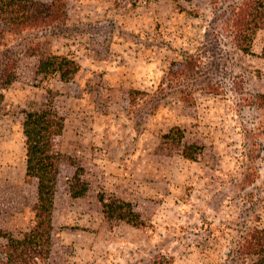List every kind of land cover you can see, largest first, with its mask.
I'll list each match as a JSON object with an SVG mask.
<instances>
[{
  "label": "rangeland",
  "instance_id": "obj_1",
  "mask_svg": "<svg viewBox=\"0 0 264 264\" xmlns=\"http://www.w3.org/2000/svg\"><path fill=\"white\" fill-rule=\"evenodd\" d=\"M247 1L66 0L61 22L0 42V68L17 58L0 89V233L35 224L22 122L51 89L65 120L45 264L248 260L264 229V21L240 25ZM49 54L79 71L38 70ZM121 202L140 224L104 212Z\"/></svg>",
  "mask_w": 264,
  "mask_h": 264
},
{
  "label": "trees",
  "instance_id": "obj_2",
  "mask_svg": "<svg viewBox=\"0 0 264 264\" xmlns=\"http://www.w3.org/2000/svg\"><path fill=\"white\" fill-rule=\"evenodd\" d=\"M236 16L246 30L254 31L264 21V0H251L237 6ZM66 0H0V42L9 40L27 28H38L61 22L66 18ZM255 12V13H254ZM244 45L243 49H247ZM0 68V89L6 88L15 79L17 58H5ZM80 65L65 55L49 54L39 59L38 70L57 72L62 80H70L78 72ZM60 93L48 89L42 94V108L24 112L22 131L25 143L26 175L35 179L37 185V205L35 224L16 237L1 232L0 264H45L50 256L52 237V211L61 174L62 154L60 139L64 128V112L59 108ZM3 98L0 91V102ZM87 190L86 185H68L73 196H80ZM104 212H113L120 219L140 224L139 216L130 207L131 203L112 205L104 203ZM246 245L243 264H264V229H256Z\"/></svg>",
  "mask_w": 264,
  "mask_h": 264
}]
</instances>
